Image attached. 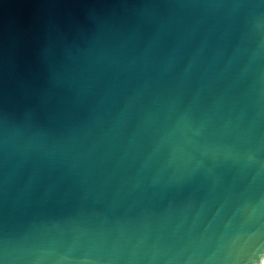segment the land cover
<instances>
[{
  "label": "water",
  "instance_id": "1",
  "mask_svg": "<svg viewBox=\"0 0 264 264\" xmlns=\"http://www.w3.org/2000/svg\"><path fill=\"white\" fill-rule=\"evenodd\" d=\"M0 264H264V0H0Z\"/></svg>",
  "mask_w": 264,
  "mask_h": 264
}]
</instances>
